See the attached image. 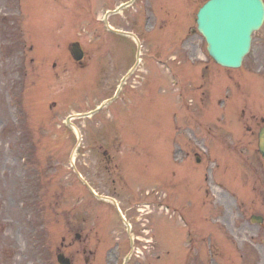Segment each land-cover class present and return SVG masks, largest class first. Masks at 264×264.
<instances>
[{"label":"rangeland","instance_id":"rangeland-1","mask_svg":"<svg viewBox=\"0 0 264 264\" xmlns=\"http://www.w3.org/2000/svg\"><path fill=\"white\" fill-rule=\"evenodd\" d=\"M124 1L127 0H94L90 3L93 10L87 13V18L71 15L73 21L70 25L74 24V31L71 33V29L67 28V33H71L69 40L79 37L85 44H110L109 39L114 37L105 33L104 14ZM203 1L136 0L134 5L121 13L112 14L109 20L114 27L133 31L140 37L144 45L143 52L150 55V62L143 60L141 65H146L142 69L147 64H154L158 58H164L171 69L182 67L186 71L193 69V63L185 61L187 55L181 58L184 52L176 44H180V38L188 33L189 39L185 43L193 44L185 51H190V55L197 53L199 61L215 65L209 57L206 61L201 59L203 51H206V42L197 33L196 12ZM70 2L72 12H79L80 6L74 5L75 0ZM10 6V10L18 12L15 4L13 8ZM40 8L37 11H41ZM62 19L69 18L60 20ZM60 20L56 21V30L63 25L59 23ZM78 20L82 22L75 24ZM33 21L34 28H38L39 18H33ZM80 27L86 30L82 36L77 33ZM172 37L175 39L172 40ZM127 41L126 38H120L119 45ZM129 42L132 53L127 54L126 49L120 52L121 59L124 60L120 63V78L136 59V44L130 40ZM55 44L58 46L55 61L61 66L65 64L63 59L67 58L65 48L68 49V45H64L66 43L56 39V36ZM62 45L64 57L60 54ZM160 47L164 54L158 50ZM46 52L47 50L41 49V53ZM97 54L102 55L103 52ZM40 59L36 77L27 84L30 85V90L33 88L38 93L36 98L40 107L47 109L53 99L46 101L52 93L49 86L55 90L59 84L53 80L51 84L39 82L43 79L48 81L52 73L50 68L40 71L42 65H45L43 58ZM190 60L193 61L192 58ZM65 65V77L72 83V76L76 75L75 69L70 64ZM204 65H201L202 72H189L193 79L175 76L166 67L161 77L164 85L154 87L149 83L145 86L139 106L138 94H134L136 97L131 99L128 94L121 93L120 98L110 108L103 110L102 114L106 119H111L118 106L121 114L119 123H116L118 126L123 123V126H129L131 130L132 141L121 143L116 162L130 161L134 155H142L140 144L150 146L149 152L140 158L141 162L134 164L131 171L133 178L127 177V183L123 187L115 181L113 175L103 172V164L99 161L100 149H111L110 140L96 133L105 127L102 120L97 119L102 114L94 118L74 120L84 129L81 145H76L74 134L63 129L67 116L74 111L83 112L92 108L106 98L107 93H94L90 96L91 104L87 106L81 102L82 107H77L78 103L74 99L69 106L64 98L55 111L49 110L41 120H37L33 114L28 120L25 101L21 108L15 107L18 102L15 91L20 85L19 77L12 75L9 67L6 76L0 74V264H58L56 254L61 250L73 258L74 264H85L86 255L82 254V250L86 245L94 248L98 244L94 240V231L90 229L98 223V219L90 214V208L101 212L102 208H106L108 211L103 210L102 213L106 215L109 223L119 219L120 215L110 214V205H92L95 199L84 186L85 201L91 202L89 205L92 206L87 210L83 205L74 207L82 193L73 191L72 187L81 189L82 184L76 173L70 169L73 153L84 176L101 193L118 195L134 220L136 230H141L142 238L138 243L140 249H137L139 257L135 260H140L143 264H211L209 258L212 256L214 264H264V223L251 221L253 214L264 216V159L258 150V131L264 124V26L255 33L252 50L245 58L243 66L231 70L235 72L234 77H240L241 84L239 79L235 83L242 101L233 106L230 115L227 114V91L222 87L226 79H221L222 72L213 70L214 66L213 79L208 75L204 78ZM66 69L73 73L72 76ZM220 70L230 72L225 68ZM56 72H59V68ZM139 79L141 78H136V74L133 75L129 78L128 85ZM112 82L113 79L108 85ZM14 85L17 88L11 89ZM230 89L234 90V85H230ZM71 94L69 93L68 98ZM184 114L188 116L186 119ZM222 117H226V121H223L230 124L225 126ZM162 122L166 126H161ZM168 126H172V131ZM111 137L112 135L110 139ZM199 142L205 148L200 144L196 145ZM225 142H229L228 149L225 148ZM194 151L195 155L203 151V162L197 163L196 167L194 160L191 161ZM113 153H116L115 150ZM125 165L131 166L130 163ZM35 171L37 173L33 174ZM137 172L140 177L135 175ZM146 174L161 177L160 183L154 181L151 186H156L158 190L162 184L163 192L168 193L167 203L179 207L174 208V212L177 217L188 220L187 224L184 219L179 222L175 214L171 218L173 211L168 213V208L163 206L165 203L164 197L161 199V193L142 195L143 192L141 194L138 188L131 190L134 183L150 182ZM178 175L177 183L173 182ZM215 183L226 189L216 186ZM145 187L144 185V189ZM197 197L198 203L195 202ZM69 208L72 211V223L67 226ZM141 208L145 212H141ZM149 211L152 213L147 218L140 215ZM101 212L96 211L99 216ZM46 226L49 236L45 232ZM80 231L88 233L87 242L76 240L74 233ZM110 234L114 233L111 231ZM148 241L151 242L147 244ZM117 243L112 246L113 253L103 257L104 264H117L116 255L123 258L129 251V247L121 245V241L119 247ZM108 245L105 241L102 248ZM96 252L98 251H95L92 264H103V258ZM132 264L135 262L132 261Z\"/></svg>","mask_w":264,"mask_h":264},{"label":"water","instance_id":"water-1","mask_svg":"<svg viewBox=\"0 0 264 264\" xmlns=\"http://www.w3.org/2000/svg\"><path fill=\"white\" fill-rule=\"evenodd\" d=\"M264 19L262 0H211L199 12L200 31L206 36L210 54L227 66H240L249 51L251 34ZM76 56L79 58V54ZM264 154V129L261 133ZM63 264H69L62 259Z\"/></svg>","mask_w":264,"mask_h":264},{"label":"flooded vegetation","instance_id":"flooded-vegetation-1","mask_svg":"<svg viewBox=\"0 0 264 264\" xmlns=\"http://www.w3.org/2000/svg\"><path fill=\"white\" fill-rule=\"evenodd\" d=\"M85 56H86V54H85Z\"/></svg>","mask_w":264,"mask_h":264}]
</instances>
